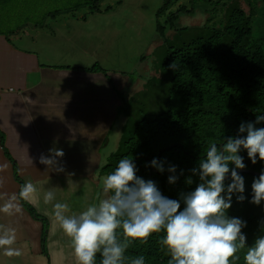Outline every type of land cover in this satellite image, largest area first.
I'll return each instance as SVG.
<instances>
[{
    "label": "crops",
    "instance_id": "1",
    "mask_svg": "<svg viewBox=\"0 0 264 264\" xmlns=\"http://www.w3.org/2000/svg\"><path fill=\"white\" fill-rule=\"evenodd\" d=\"M75 11L57 12L48 32L14 39L0 32V264H75L53 203H67L72 214L106 198L98 171L122 105L115 85L125 81L105 62L112 45L105 34L120 31L115 10L88 18ZM95 63L107 76L86 71ZM56 150L64 155L55 157ZM28 182L34 191L24 200L47 221L46 254L42 221L19 197ZM48 190L56 194L52 203L44 201Z\"/></svg>",
    "mask_w": 264,
    "mask_h": 264
},
{
    "label": "trees",
    "instance_id": "2",
    "mask_svg": "<svg viewBox=\"0 0 264 264\" xmlns=\"http://www.w3.org/2000/svg\"><path fill=\"white\" fill-rule=\"evenodd\" d=\"M190 1V9L180 6L166 13L173 0H163L156 10V31L163 39L151 53L157 75L149 77L143 88L130 98L120 97L122 105L117 108V115H123L126 120L118 147L98 171L106 176L121 158L132 157L139 168L137 174L156 181L163 194L174 199L180 192L193 190L199 182L198 177H193L195 183L191 186L184 181L191 175L189 170L203 156L208 141L219 143L223 137L236 135L241 122L254 121L255 113L264 112V47L248 43L253 14H247L239 0H226L221 24L176 26L178 17L191 15L198 3H211V0ZM261 1L264 4V0ZM79 6L102 11L98 0H84L74 7ZM109 9L107 6L103 10ZM162 16L164 18L160 20ZM168 27L174 29L171 37L166 35ZM173 63L177 64L175 69L170 67ZM86 71L107 76V71L98 63ZM258 127H264V124ZM241 155L245 157L246 169L260 172L264 168V162L252 165L246 152ZM154 157L177 165L178 171L184 169V176L177 184L169 185L167 172L160 174L145 167ZM242 174L245 176V195L250 199L251 184L257 176ZM23 186L21 184L19 197L33 218L42 221L41 244L46 254L47 221L24 200ZM228 214L247 221V227L242 231L249 244L264 234V202L260 206L247 200L237 203L233 197ZM158 239L159 234L145 244L136 243L126 255L143 254L146 264H168L169 254ZM240 256L239 264H243V253ZM97 264H100L99 254Z\"/></svg>",
    "mask_w": 264,
    "mask_h": 264
},
{
    "label": "clouds",
    "instance_id": "3",
    "mask_svg": "<svg viewBox=\"0 0 264 264\" xmlns=\"http://www.w3.org/2000/svg\"><path fill=\"white\" fill-rule=\"evenodd\" d=\"M177 67L176 63L170 65ZM264 112L255 113L254 121L241 122L236 135L222 141H208L203 156L189 171L185 184L198 183L193 190L180 192L177 198L163 194L156 181L139 176L134 158H121L113 171L103 179L106 198L88 205L79 213L69 214L67 203H53V214L60 230L71 243L75 264H146L143 254L126 255L134 244H145L159 234L158 243L169 254L168 264H264V234L251 244L242 229L247 221L229 216L233 197L237 203L246 200L256 206L264 202V168L251 184L250 199L245 195L247 168L245 157L252 165L264 162ZM55 157L63 151L56 150ZM41 163H57L41 158ZM167 165V167H166ZM145 167L158 173L167 172V183L175 185L185 170L154 157ZM63 171L62 168H55ZM34 191L31 182L23 186L27 197ZM48 190L45 203L55 201Z\"/></svg>",
    "mask_w": 264,
    "mask_h": 264
},
{
    "label": "rangeland",
    "instance_id": "4",
    "mask_svg": "<svg viewBox=\"0 0 264 264\" xmlns=\"http://www.w3.org/2000/svg\"><path fill=\"white\" fill-rule=\"evenodd\" d=\"M225 1L211 0L209 4L198 3L191 15H180L175 25L178 27L205 23L219 25L223 19L225 8L223 3ZM80 2H84V0H0V32L7 34L12 39L21 35L23 31L29 33L48 32L58 14L57 11L72 9L76 10L77 14L85 13L86 18L90 17V14L97 13L84 6L75 8L76 3ZM162 3L163 0H98L101 12L111 13L115 10L114 24L112 25L115 26V30L120 32L105 34V39L112 42L105 62L109 66H115V69L119 70L118 72H123V74L119 73V77L125 82L117 87L115 85L118 96L123 99H128L140 91L149 77L157 75L153 69L154 57L150 53L153 46L163 42L162 37L156 31L155 17V12ZM239 3L247 14L250 12L253 14L252 33L248 43L250 46L264 47L263 2L261 0H239ZM107 6H110V9L103 10ZM180 6L190 9L191 1L173 0L166 13L173 12ZM163 18L162 16L160 20ZM106 19L107 15L105 17L107 23ZM173 34L174 29L168 27L166 35L171 37ZM125 74L130 78L129 81L122 77ZM116 83L118 82L116 81ZM124 120L123 115H118L115 119V126L111 129L109 142L105 147L107 149L104 150L102 165L107 161V155L109 156L110 152L118 147Z\"/></svg>",
    "mask_w": 264,
    "mask_h": 264
},
{
    "label": "water",
    "instance_id": "5",
    "mask_svg": "<svg viewBox=\"0 0 264 264\" xmlns=\"http://www.w3.org/2000/svg\"><path fill=\"white\" fill-rule=\"evenodd\" d=\"M242 173L251 174V175H253V176H257V177H258V175L260 174L259 171H255V170H252V169H245V170H243Z\"/></svg>",
    "mask_w": 264,
    "mask_h": 264
}]
</instances>
